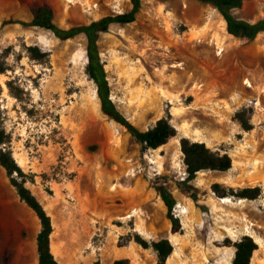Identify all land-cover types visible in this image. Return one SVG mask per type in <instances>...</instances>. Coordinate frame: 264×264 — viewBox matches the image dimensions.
<instances>
[{"label":"rangeland","instance_id":"rangeland-1","mask_svg":"<svg viewBox=\"0 0 264 264\" xmlns=\"http://www.w3.org/2000/svg\"><path fill=\"white\" fill-rule=\"evenodd\" d=\"M38 6H50L55 22L69 28L129 11L132 2L0 0V128L11 135L18 163L35 176L27 182L34 193L63 186L69 208L80 215L86 209L79 221L85 240L71 242L68 261L108 264L128 257L131 264H158L153 243L168 238L174 250L166 264H232L234 243L251 235L260 238L251 264H264V31L252 40L236 37L219 9L200 0H142L135 21L112 23L99 45L118 108L142 130L168 115L178 129L168 143L143 148L103 111L87 73L86 35L63 40L29 24ZM232 10L256 22L264 18V0H243ZM31 45L47 56L31 57ZM244 108L249 130L236 118ZM183 136L234 160L229 170L198 173V201L177 184L187 175ZM155 181L177 198L179 232ZM257 185L263 192L256 199L231 194ZM32 213L0 161V264H29L19 245ZM55 240L61 247L58 231Z\"/></svg>","mask_w":264,"mask_h":264},{"label":"trees","instance_id":"trees-1","mask_svg":"<svg viewBox=\"0 0 264 264\" xmlns=\"http://www.w3.org/2000/svg\"><path fill=\"white\" fill-rule=\"evenodd\" d=\"M215 5L225 20L227 21L228 31L236 37H245L255 39L258 34L264 31V18L252 22L243 18H239L233 12L234 7L242 6L243 0H200ZM132 7L129 11L118 12L103 16L93 20L87 24L75 25L69 28L63 27L55 22L54 12L50 6H38L33 11V19L29 24L38 25L50 29L54 34L63 40L74 38L79 34H85L87 37L86 51L88 56L87 73L97 85V91L101 99L103 111L125 125L132 135L142 144L143 148H158L168 143L178 134L177 127L172 123L170 116L160 118L156 124L147 129L142 130L136 126L127 115L122 112L112 96V87L108 76L106 65L102 59L99 40L103 32L109 30L112 23H129L137 18L138 12L142 8V0H131ZM31 57L37 60H43L47 56V52L37 45L28 47ZM5 71V68L1 69ZM10 89L13 91L12 80L8 81ZM17 97L19 95L15 93ZM236 118L241 122L245 129H251L252 123L246 116V109L236 112ZM11 135L6 128H0V161L7 169L11 176L12 183L17 187L21 198L38 214L41 219L42 229L38 235L39 262L40 264H63L55 256L52 249L51 234L54 230L52 216L47 211L44 204L27 185L28 181H35V176H30L24 171L23 167L16 160L10 146ZM181 149L184 153V162L186 164L187 175L182 180H178L177 184L181 191L195 201L199 200L197 187L193 180L198 173L203 170H219L226 171L233 167V157L228 152H221L212 149L206 142L192 140L187 136L181 138ZM19 175L21 180L15 175ZM218 184H214V188H218ZM155 187L162 196L168 207V217L171 220L174 232L182 229V221L174 213L177 204V198L165 183L155 181ZM263 192V188L257 186H246L233 191V195L240 198L256 199ZM228 193H221L225 196ZM138 241L145 247L149 244L143 239ZM236 246L235 255L232 264H251L255 250L258 248V242L251 235H245L241 240L234 243ZM159 257L158 264H166L168 258L174 250V244L168 238H163L153 243ZM108 264H131L128 257H122ZM210 264H216L211 262Z\"/></svg>","mask_w":264,"mask_h":264},{"label":"crops","instance_id":"crops-1","mask_svg":"<svg viewBox=\"0 0 264 264\" xmlns=\"http://www.w3.org/2000/svg\"><path fill=\"white\" fill-rule=\"evenodd\" d=\"M54 188V187H53ZM38 198L46 207L49 214L52 216L54 230L51 234L52 249L56 258L63 264H71L68 258L73 254V247L71 242L74 239L79 241L85 240L86 231L79 229V221L83 223L86 219L87 211H73L66 203L69 193L63 191V186H59L53 193H45L42 191L35 192ZM93 204V202H91ZM35 212V211H34ZM76 218V219H75ZM42 229L41 219L38 214H30L29 225L27 228V237L20 243L19 248L26 251L30 257L31 264H40L39 262V248L38 235ZM79 229V230H78ZM60 233L61 247L58 246L55 240V233ZM12 241H9V249L13 246ZM75 262H73L74 264Z\"/></svg>","mask_w":264,"mask_h":264},{"label":"bare ground","instance_id":"bare-ground-1","mask_svg":"<svg viewBox=\"0 0 264 264\" xmlns=\"http://www.w3.org/2000/svg\"><path fill=\"white\" fill-rule=\"evenodd\" d=\"M218 44H220V43H218ZM224 50V47H223V45L222 44H220V49H219V53L220 52H222ZM247 82V81H246ZM248 83V86H252V83L251 82H247ZM223 201H230V199L228 198V197H224L223 198ZM186 211V210H185ZM132 214V213H131ZM131 214H129V215H131ZM260 238H258L257 236L255 237V240L258 242V241H260L259 240ZM116 251V250H115ZM54 252V251H53ZM117 252V254H123V253H125L126 252V250H119V251H116ZM57 257V256H56ZM59 260V259H58ZM71 263H73V262H71ZM74 264H76V262L74 263Z\"/></svg>","mask_w":264,"mask_h":264}]
</instances>
